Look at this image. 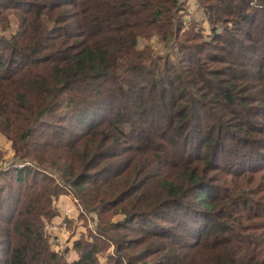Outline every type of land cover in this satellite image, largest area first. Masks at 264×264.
<instances>
[{"label": "trees", "instance_id": "trees-1", "mask_svg": "<svg viewBox=\"0 0 264 264\" xmlns=\"http://www.w3.org/2000/svg\"><path fill=\"white\" fill-rule=\"evenodd\" d=\"M196 1L0 0V264H264V0Z\"/></svg>", "mask_w": 264, "mask_h": 264}, {"label": "built area", "instance_id": "built-area-1", "mask_svg": "<svg viewBox=\"0 0 264 264\" xmlns=\"http://www.w3.org/2000/svg\"><path fill=\"white\" fill-rule=\"evenodd\" d=\"M181 1L182 2H186L187 4H189V6H188V11L189 12L188 13H192L196 9L199 8V4L197 3L196 0H181ZM9 163H10V160L5 161V162L2 163L1 166L8 167L10 165ZM12 166L16 167V168H23V167H27V166L28 167L32 166V163L30 161H28V160H25V161L15 162V163L12 164ZM70 201H72V204H70V203H69L70 205L66 204L62 208L61 212L59 210V214L55 218V220L53 222H51V223H47L46 226H45L46 230L52 232V234H53V236H52L53 242L55 243L56 247L60 248V249H64L65 248V247H61V245L63 244L62 235L65 232H68L69 223L71 221H73L74 218H78L82 214H86V211L84 210V208L80 204V201L75 196ZM76 207H77V209H76ZM89 221L90 222L91 221L94 222V227L92 229H95V223L98 221V216L96 214L89 216ZM80 232L81 231H78L76 234L79 235ZM68 241L70 242V239ZM66 247H70V246H66Z\"/></svg>", "mask_w": 264, "mask_h": 264}, {"label": "rangeland", "instance_id": "rangeland-1", "mask_svg": "<svg viewBox=\"0 0 264 264\" xmlns=\"http://www.w3.org/2000/svg\"><path fill=\"white\" fill-rule=\"evenodd\" d=\"M189 14L192 17H195L196 19H199V20L204 21V13H203V10H201L199 8L196 9L194 12L189 13ZM204 27L207 30L209 29V25L207 24V22H204ZM153 44L155 46L156 51H158L159 53H166L167 51L173 52V48H171V47L166 48V46L163 43L158 42L157 39H154L153 40ZM1 144H3V145H5V146L8 147V144L5 143L4 141ZM73 197H74V195L64 196L60 200V203H59L60 204V209H59L60 212H61L62 208L66 204H69V203L72 204V201H70V200ZM76 209H77V207H76ZM82 215H85L86 216V218H87V220H88L89 223L88 222H84V221L83 222L79 221ZM82 215L79 216L78 218H74L73 221H71L69 223V230H68V232H65L62 235L63 244L61 245V247H66V246H70L71 247L73 240L78 237V234H76L78 231H82L83 232L86 227H90V228H93L94 227V222H92V221L90 222L89 221V216H91V215H89L87 212H86V214H82ZM69 239H70V242L68 241ZM69 258H75V253L74 252H71Z\"/></svg>", "mask_w": 264, "mask_h": 264}]
</instances>
